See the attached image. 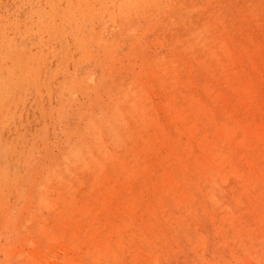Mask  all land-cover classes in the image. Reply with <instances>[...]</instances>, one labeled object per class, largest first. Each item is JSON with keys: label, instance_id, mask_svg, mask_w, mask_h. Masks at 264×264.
<instances>
[{"label": "rangeland", "instance_id": "1", "mask_svg": "<svg viewBox=\"0 0 264 264\" xmlns=\"http://www.w3.org/2000/svg\"><path fill=\"white\" fill-rule=\"evenodd\" d=\"M259 134L264 0H0V264H264Z\"/></svg>", "mask_w": 264, "mask_h": 264}, {"label": "bare ground", "instance_id": "2", "mask_svg": "<svg viewBox=\"0 0 264 264\" xmlns=\"http://www.w3.org/2000/svg\"><path fill=\"white\" fill-rule=\"evenodd\" d=\"M225 71V70H224ZM263 80V79H262ZM90 81V80H89ZM257 140V142H258V144L260 145V144H262L263 142V140H264V136H263V134L261 135V134H259L258 135V139H256ZM188 146V145H187ZM251 152H252V149L250 148V151H249V153L251 154ZM242 157V156H241ZM222 158V157H221ZM256 166V165H255ZM257 167V166H256ZM254 170V169H253ZM256 170V169H255ZM236 172V171H235ZM256 172H258V171H256ZM231 178V177H230ZM260 179H262V181L261 182H263V180H264V178H263V176H261V178ZM231 180V179H230ZM86 216V215H85ZM95 220V219H94ZM141 222V221H140ZM147 227V226H146ZM257 236V235H256ZM87 243V242H86ZM103 245V243L101 242L98 246H95V247H101ZM199 246V245H198ZM123 247V246H122ZM26 249V248H25ZM108 253V252H107ZM107 256V255H106ZM149 260V259H148Z\"/></svg>", "mask_w": 264, "mask_h": 264}]
</instances>
